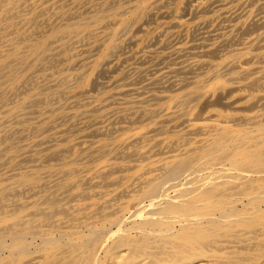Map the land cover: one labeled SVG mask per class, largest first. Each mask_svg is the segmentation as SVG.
<instances>
[{"label": "bare ground", "instance_id": "6f19581e", "mask_svg": "<svg viewBox=\"0 0 264 264\" xmlns=\"http://www.w3.org/2000/svg\"><path fill=\"white\" fill-rule=\"evenodd\" d=\"M233 1L0 0V264H264V0ZM158 16L192 38L136 55Z\"/></svg>", "mask_w": 264, "mask_h": 264}, {"label": "rangeland", "instance_id": "374dc122", "mask_svg": "<svg viewBox=\"0 0 264 264\" xmlns=\"http://www.w3.org/2000/svg\"><path fill=\"white\" fill-rule=\"evenodd\" d=\"M219 1V2H218ZM227 0H217V4L219 3H223V2H226ZM230 1H232V5H235L236 6V2H234L233 0H230ZM175 4H172L171 5V7H173ZM241 7V8H240ZM244 9V6H241V5H237L236 7H233L232 8V10H234V12H240V11H242ZM189 16L187 15V16H185V18H188ZM199 18H194L193 20H191V21H189L188 23H187V26H188V28H189V26L190 27H192V25L193 24H195V22L198 20ZM216 20H215V24H217V23H223V22H220V20H219V18H215ZM169 18L167 17V18H164V17H160V16H158L157 17V19L155 18V19H153L152 21H150V23H149V27L150 28H155L156 27V32L158 33V31H160V29L161 30H164V28L165 29H168V30H165V33L161 36V35H157V36H155L153 39H151L150 38V41H149V49L148 48H145L143 51H141V52H139L138 54H136V55H149V53H148V50H155L156 49V51L155 52H159L160 50L159 49H161V44H162V41H164L166 38H168V40H169V42L167 43V45L165 46V47H168L167 48V50L166 51H170L171 50V48H173L174 47V44H176V40L177 41H180V39H181V41H185V40H189V39H191L190 38V36H188V35H192V31H190V32H188V35H187V31H185V32H182V33H179L175 28H172L171 29V27H167V23L169 22ZM165 21V22H164ZM219 21V22H218ZM165 23V24H162L161 25V27H158L159 25H160V23ZM153 24V25H152ZM184 28H186V25L184 26ZM211 28H213V26H210V27H208V29H205L206 31H208V30H210ZM204 30H201L200 29V31L198 30V32L199 33H201V32H203ZM139 35H141V37L142 36H144L145 34L143 33H140ZM182 35V37H180ZM161 36V37H160ZM170 38H169V37ZM175 36H177V37H175ZM189 38V39H188ZM156 39V40H155ZM172 40V41H171ZM148 41H145L144 40V44L145 43H147ZM155 42H157V43H155ZM177 43H179V42H177ZM169 44V45H168ZM152 45V46H151ZM171 45V46H170ZM140 47V45L138 46V44H136V45H132V46H128L127 48H125V56H129L131 59H127L126 60V62L124 61L123 62V64L120 62V64L119 65H121L117 70H118V72L116 71L115 73L117 74V73H120L121 72V70H125V69H128V68H130V67H139L140 66V62L141 61H139L138 59H137V62H136V59L135 58H132V56H131V54H134L135 52H136V50H137V48H139ZM128 48H130V50L128 49ZM158 49V50H157ZM164 50V49H163ZM129 51V52H128ZM165 51V50H164ZM150 57L148 56V58H146V59H149ZM124 59H122L121 61H123ZM136 62V63H134L133 64V62ZM116 63L115 64H118V62L117 61H115ZM167 65L168 66V64H165V63H161V65H159V64H157V66H155V67H153L152 69H151V71H149V74H152L153 72V74L152 75H155L156 74V70L157 69H159V68H162V66L163 67H165V66ZM154 69V70H153ZM150 72H152V73H150ZM114 73V74H115ZM115 74V75H116ZM106 78V77H105ZM105 78H101V81H103V79H104V81L105 82H107L108 81V76H107V78L105 79ZM168 125H169V123H167ZM171 124V123H170ZM166 137V135L165 134H162L160 137ZM165 155V154H164ZM160 157V155H156V157L155 158H159Z\"/></svg>", "mask_w": 264, "mask_h": 264}]
</instances>
